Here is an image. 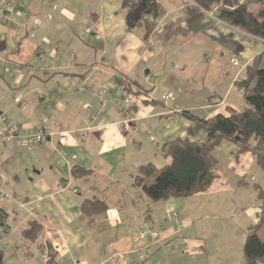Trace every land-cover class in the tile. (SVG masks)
<instances>
[{
  "label": "crops",
  "instance_id": "crops-1",
  "mask_svg": "<svg viewBox=\"0 0 264 264\" xmlns=\"http://www.w3.org/2000/svg\"><path fill=\"white\" fill-rule=\"evenodd\" d=\"M156 1L162 14L146 42L143 28H129L122 0H14L12 11L0 16V114L20 132L0 143L3 264H48V251L52 264H212L203 257L212 244L204 232L192 231L203 219L212 220L208 207L214 203L207 197L229 191L230 180L239 195L243 186L253 190L257 180L264 183L251 155L223 142L219 146L229 144L230 158L207 192L152 202L135 189L138 167L170 163L164 143L185 137L189 126L181 112L226 115L227 107L243 103L202 99L201 74L183 53L198 48L207 61L218 48L234 52L229 91L264 48L190 0ZM168 28L183 33L164 42ZM150 45L160 48L151 51ZM194 61L199 65L200 57ZM180 95L193 106L178 105ZM38 131L43 142L26 150L23 134ZM249 173L256 179L243 183ZM97 200L104 211L92 212L90 205L83 212L85 201ZM181 200L187 210L179 218L172 211ZM192 208L204 210L203 216H189ZM243 212L241 233L247 235L257 201ZM31 223L40 227L34 240L23 237ZM230 264L264 259L247 263L242 255Z\"/></svg>",
  "mask_w": 264,
  "mask_h": 264
},
{
  "label": "trees",
  "instance_id": "trees-1",
  "mask_svg": "<svg viewBox=\"0 0 264 264\" xmlns=\"http://www.w3.org/2000/svg\"><path fill=\"white\" fill-rule=\"evenodd\" d=\"M193 1L203 12L211 13L215 10L218 21L264 42V0L255 1L259 7L255 13L250 11L252 0L242 5L237 0ZM122 8L127 11L129 28H143V39L148 41L155 27L153 22L162 14L157 1L122 0ZM181 33L183 31L179 28H168L163 32L162 40L167 42ZM263 61L264 48L247 64L243 76L234 81V87L242 96L241 107H227L226 115L218 113L211 117L199 116L190 111L181 112L189 126L185 137L164 143L163 153L170 159V163L161 169L152 164L137 168L133 185L141 195L152 202H159L187 199L207 192L218 178L219 160L215 150L223 142L232 144L239 155L250 154L254 168L264 179ZM253 191L259 212L256 222L248 228L243 244L242 252L247 263L264 259V241L258 237V232L264 228V186L255 183ZM90 205L92 212H102L106 208L102 201H85L81 207L83 212H87ZM5 219L0 211V229L3 233L7 227ZM39 230L37 224L31 223L29 229L23 232V237L34 240ZM48 256V264H52L53 253L48 251Z\"/></svg>",
  "mask_w": 264,
  "mask_h": 264
},
{
  "label": "rangeland",
  "instance_id": "rangeland-1",
  "mask_svg": "<svg viewBox=\"0 0 264 264\" xmlns=\"http://www.w3.org/2000/svg\"><path fill=\"white\" fill-rule=\"evenodd\" d=\"M255 1L256 0H252V5L250 6V11L253 13L257 12L259 8L258 5L255 4ZM154 46L157 47L158 45H154ZM167 47L168 46H166L165 48L167 49ZM159 48L160 47H157V49H154L153 51H156ZM183 54L185 56H188V58H190L189 60L193 63L194 73L200 72L201 74V77L199 78L203 90L202 93L200 94L202 96H206V97H202V99L204 98L205 101H211L212 103L217 102L221 99L226 100L227 103H234L236 101L239 102V100H242L240 96V92L235 87L227 91L229 83L232 77L234 76V72L236 69L235 66L237 65L236 58L230 60V58L236 57L234 52L227 51L226 49L223 48H218L217 50H215L213 54L215 58L214 57L210 58L207 61H204L206 60L203 56L204 54L202 53V50L198 48L188 49L187 53H183ZM199 57H200L199 65H194L195 62L194 60ZM261 68L264 69V61L262 63ZM185 70L189 72L190 71L193 72L192 71L193 69L190 66H186ZM174 90L175 89H173V91ZM208 96H212V97H209L208 99L207 98ZM175 98H177V95L175 96ZM177 104L185 109L193 106L192 101H190V98L186 95L182 98L180 95V99L177 102ZM219 110L220 112H222L223 108ZM196 114H198L199 116H205L207 112L202 110V111H197ZM227 146L229 147V144H224V146H219L215 150V155L218 157L220 161L219 162L220 165L218 167L220 171L223 170V167H225V163L230 158L229 148H227ZM249 175L250 176L245 177V181L242 180L243 183L244 182L252 183V181H254V178L256 179L254 174L251 175V173H249ZM260 178H262L261 175ZM218 183L225 185L224 181H220ZM226 183L228 186H231V189L229 191L228 190L224 191L225 189L224 188L223 190L217 191V193H211L210 197H207L211 199V201H213L214 203L212 204V206L208 207V215L210 218H212V220L210 221L207 219H203L202 222H199L196 225H194L192 230L194 233L198 235H202V233L204 232L206 235V243L212 244V249L208 250L207 255L203 256L205 258L210 257L212 264L215 262H217L218 264H223V263L226 264L227 262H229L230 264L233 262H237L239 258L242 259V255H243L242 248L246 239V233H241L242 226L244 223H246L245 220L243 219L245 217V215L243 214L244 207L245 206L252 207L256 204L255 192L252 190L251 185H248L247 187L243 186L241 188L242 190L239 192L241 194L239 195L235 192L237 188L236 187L232 188L234 186L233 185L234 181L230 180L227 181ZM256 183L260 184L261 186H264V183L261 182L260 180H257ZM218 188H220V186ZM226 188L228 187L226 186ZM180 203H182V205L179 204V206L181 205V207L177 206L176 209L172 211L174 212L175 216L178 214L179 218H181L182 215L184 214L183 212L187 210L185 206L187 205L186 202L181 200ZM188 210H190V213L188 212L189 216L195 218H199L203 216L202 212H204V210L200 211L201 213L200 212L196 213L195 209L193 208ZM198 226L200 227L201 232L197 230ZM208 233H211L212 237L210 236L207 237ZM258 237L260 240L264 241V228L258 232ZM202 264H205V261H202Z\"/></svg>",
  "mask_w": 264,
  "mask_h": 264
},
{
  "label": "built area",
  "instance_id": "built-area-1",
  "mask_svg": "<svg viewBox=\"0 0 264 264\" xmlns=\"http://www.w3.org/2000/svg\"><path fill=\"white\" fill-rule=\"evenodd\" d=\"M239 4H245L247 0H237ZM192 4H194L196 7L197 5L193 0H190ZM14 8V0H2L0 2V16L4 17L7 13L11 12ZM211 14L215 15V10L211 12ZM154 49H157L154 45H150V50L153 51ZM20 132L18 129L13 126L3 115L0 114V143L4 142L6 140H10L15 138L17 135H19ZM23 147L26 150H32L39 144H41L44 140V134L41 131L29 133L25 132L23 134ZM0 196H3V193H0ZM114 261L116 259L114 258ZM42 262H46L45 259H42Z\"/></svg>",
  "mask_w": 264,
  "mask_h": 264
},
{
  "label": "water",
  "instance_id": "water-1",
  "mask_svg": "<svg viewBox=\"0 0 264 264\" xmlns=\"http://www.w3.org/2000/svg\"><path fill=\"white\" fill-rule=\"evenodd\" d=\"M0 264H2V255L0 253Z\"/></svg>",
  "mask_w": 264,
  "mask_h": 264
}]
</instances>
